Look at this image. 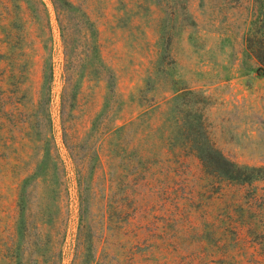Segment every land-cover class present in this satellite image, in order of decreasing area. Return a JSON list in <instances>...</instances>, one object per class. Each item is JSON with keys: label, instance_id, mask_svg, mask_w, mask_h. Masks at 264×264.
<instances>
[{"label": "rangeland", "instance_id": "374dc122", "mask_svg": "<svg viewBox=\"0 0 264 264\" xmlns=\"http://www.w3.org/2000/svg\"><path fill=\"white\" fill-rule=\"evenodd\" d=\"M69 1L88 12L99 31L104 66L118 79L117 92L125 105L122 108L118 106L111 115L117 117L114 124L122 126L135 120L143 111L138 103L145 97L156 95L158 100L164 97L172 99L174 91L181 89L198 92L200 96L197 99L204 104L197 105L190 96L184 98L189 116H182L183 123L187 127H197L200 123H197L199 119L195 107L202 108L203 125L211 131L212 142L217 143L231 160L262 169L260 174L263 179L251 185L223 184L221 191L210 196L212 200L208 210L211 212L210 220L219 226L228 221L229 213L249 223L250 228L244 232L248 249L243 259L245 264H254L250 262L253 256L264 262V69L258 66L244 44L252 20V1ZM40 3L48 8L53 29L52 36L48 34L45 43L39 38L36 23L37 17H44ZM21 19L26 21L25 24ZM72 29L74 39L81 45V26L74 23ZM21 34L28 36L21 47L27 48L33 67L26 74L28 79L22 81L23 90L18 94L8 58L12 37ZM91 47H95V41H89L88 49ZM44 57L54 62L55 80L52 102L44 107L45 112L39 119L43 130L37 133L48 134L50 139L35 142L34 131L28 123L37 117L35 105L42 84ZM81 57L76 62L77 67L92 73L82 84L72 117L76 133L83 137L102 111L108 89L107 79L95 75L96 71L101 72L96 70L98 60L95 55H89L87 59ZM64 80V49L51 1L0 0V102L2 94L7 101L5 108L0 104V264L38 263L36 256H30L29 247L18 242L13 245V238L21 203H28L34 216L40 211L42 192L36 180L43 174L40 163L50 162L48 150H54V147L59 148L67 171L62 186L64 192L58 201L63 218H68L64 227L68 234L67 243L63 246L65 249L77 232L78 206L73 189V167L65 150L61 122ZM74 87L77 89V84ZM180 102L173 103V107ZM49 113L54 124L53 134L49 131ZM161 120L159 116L154 120L156 126ZM170 121L173 131L177 121L175 112L171 113ZM120 138L127 148L134 142L143 143L144 137L136 127H131ZM50 141L54 143H48ZM209 142L203 139V143ZM131 151L128 149L122 154V165H126L124 170L127 169L124 175L130 171L127 167L129 157L134 158ZM117 163L120 165V160ZM186 165L191 183L186 193H182L184 198L180 199V203L182 209L190 211V216L188 213L183 216L182 213L179 219L184 218L185 227H202L203 212L198 210L197 203L202 201L201 195L205 192L202 187L211 182L204 177L198 159L188 157ZM26 179L27 191L24 197H20V186ZM215 187H220V184H215ZM207 189L210 190V186ZM190 193L196 197L193 209ZM55 195L50 192L52 207H55ZM226 205H230L228 210ZM71 260L68 249L63 264H71ZM139 264L155 263L140 261Z\"/></svg>", "mask_w": 264, "mask_h": 264}, {"label": "trees", "instance_id": "16d2710c", "mask_svg": "<svg viewBox=\"0 0 264 264\" xmlns=\"http://www.w3.org/2000/svg\"><path fill=\"white\" fill-rule=\"evenodd\" d=\"M50 1L56 13L64 49L66 86L61 97V122L65 150L73 167L78 227L72 243L65 249L63 246L67 243L68 234L64 227L68 218H63L58 201L64 192L62 186L67 171L59 148L54 147V150H48L50 162L40 163L43 174L36 180L42 192L40 211L34 216L28 203H21L13 245L18 242L28 246L30 256L37 257V264H63L68 249L71 264H139L140 261L155 264H245L243 258L248 247L244 232L250 228V224L243 219H236L232 213H229L228 221H223V226L212 222L208 210L212 200L210 196L221 191L226 183L251 185L262 180V169L231 160L218 148L217 143L212 142L211 131L203 125L202 108L195 107L199 119L197 123H200L197 127H187L183 123L182 116H189L184 98L190 96L197 105L204 104L197 99L200 96L198 92L181 89L174 91L175 97L172 99L164 97L158 100L156 95L145 97L138 103L143 111L135 120L125 122L122 126L114 124L117 117L111 115L118 106L122 108L125 102L118 95L116 75L112 71L110 73L102 61L98 29L83 7L69 0ZM251 1L252 20L244 44L258 66L264 69V0ZM40 4L44 17H37L36 23L40 31L39 38L45 43L48 34L52 36L53 29L48 8ZM21 21L24 24L26 22L23 19ZM74 23L82 29L81 45L74 39ZM27 37L21 34L13 36L10 41L12 47L8 60L13 68L11 77L16 79L18 94L23 90L22 81L28 79L26 74L33 67L27 48L21 47ZM90 40L95 41V47L88 49ZM89 55H95L98 60L96 70L101 72L96 71L95 75L107 79L108 93L102 111L91 123L92 128L81 137L76 133V123H73L75 119L72 117L82 84L92 73L88 69L81 71L76 62L80 56L87 59ZM54 80V62L44 57L42 84L35 105L37 117L28 123V127L34 131L35 142L50 139L48 134L37 132L43 130L39 119L45 112L44 107L52 102ZM76 84L77 89L74 87ZM178 101L181 102L173 107V103ZM0 104L4 108L7 105L4 94ZM172 112L177 114L173 131L170 125ZM158 116L162 120L156 126L154 120ZM131 127H136L137 132L143 135V143L134 142L126 148L120 135ZM53 130L54 124L49 113L51 134ZM203 139L210 142L203 143ZM128 149L132 150L134 158L129 157L127 167L130 171L124 175L127 169L124 170L126 165H122V154ZM188 157L199 160L204 177L212 183L202 187L205 192L201 195L202 201L197 203L198 210L203 212L202 227H185L184 218L179 219L182 213L183 216L186 213L190 216V211L182 209L180 203V199L184 198L182 193H186L191 183L186 165ZM117 160H120V165ZM27 182L28 179L24 180L20 186V197H24L27 191ZM215 184H220V187L216 188ZM209 186L210 190L207 189ZM50 192L56 194L53 198L55 207L51 206ZM190 194L192 208L196 206V197ZM229 208L230 205H226V209ZM254 257L250 262L264 264Z\"/></svg>", "mask_w": 264, "mask_h": 264}]
</instances>
